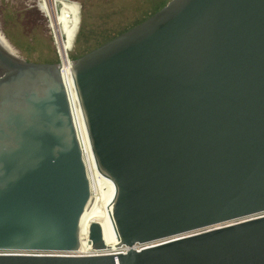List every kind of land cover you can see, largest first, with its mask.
Wrapping results in <instances>:
<instances>
[{
    "label": "water",
    "instance_id": "1",
    "mask_svg": "<svg viewBox=\"0 0 264 264\" xmlns=\"http://www.w3.org/2000/svg\"><path fill=\"white\" fill-rule=\"evenodd\" d=\"M68 66L0 41V264H264V0H171Z\"/></svg>",
    "mask_w": 264,
    "mask_h": 264
},
{
    "label": "rangeland",
    "instance_id": "2",
    "mask_svg": "<svg viewBox=\"0 0 264 264\" xmlns=\"http://www.w3.org/2000/svg\"><path fill=\"white\" fill-rule=\"evenodd\" d=\"M58 1L0 0V36L26 62L75 60L148 19L171 0Z\"/></svg>",
    "mask_w": 264,
    "mask_h": 264
},
{
    "label": "bare ground",
    "instance_id": "3",
    "mask_svg": "<svg viewBox=\"0 0 264 264\" xmlns=\"http://www.w3.org/2000/svg\"><path fill=\"white\" fill-rule=\"evenodd\" d=\"M54 2L58 3L59 1L58 0H54ZM65 2H67V1H65ZM56 8H57V6H56ZM56 13H57V11H56ZM58 23H59V19H58ZM60 32H61V28H60ZM0 41L2 42V44L7 49H9L8 46L6 45V43L4 42V40L1 38V36H0ZM12 53H14V52H12ZM62 66H63L64 71L69 70L68 61L62 62ZM120 251H124V249H120L119 248V244H118V246L115 247V248H106V249H103V250H77L76 252H74L73 255H78V256L105 255V254H114V253L120 252Z\"/></svg>",
    "mask_w": 264,
    "mask_h": 264
},
{
    "label": "built area",
    "instance_id": "4",
    "mask_svg": "<svg viewBox=\"0 0 264 264\" xmlns=\"http://www.w3.org/2000/svg\"><path fill=\"white\" fill-rule=\"evenodd\" d=\"M61 63H62V60H61ZM135 250L137 251V252H139L140 250H141V248L140 247H138V246H136L135 247ZM123 253H125V250L124 251H122ZM78 256V255H77Z\"/></svg>",
    "mask_w": 264,
    "mask_h": 264
},
{
    "label": "flooded vegetation",
    "instance_id": "5",
    "mask_svg": "<svg viewBox=\"0 0 264 264\" xmlns=\"http://www.w3.org/2000/svg\"><path fill=\"white\" fill-rule=\"evenodd\" d=\"M40 6V5H39Z\"/></svg>",
    "mask_w": 264,
    "mask_h": 264
}]
</instances>
